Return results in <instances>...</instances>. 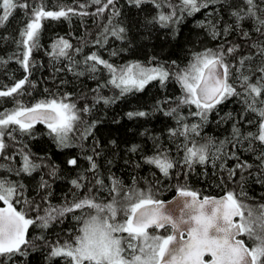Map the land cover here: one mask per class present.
Returning a JSON list of instances; mask_svg holds the SVG:
<instances>
[{
    "label": "snow or ice",
    "instance_id": "1",
    "mask_svg": "<svg viewBox=\"0 0 264 264\" xmlns=\"http://www.w3.org/2000/svg\"><path fill=\"white\" fill-rule=\"evenodd\" d=\"M218 2L223 0H129V3H134L137 7L142 3H152L158 10L155 20L161 27L178 23L185 13L192 15ZM90 4L99 7L95 12L88 13L86 9ZM109 6H112L113 15L119 14L115 9V0H88L86 3H79L78 9L58 3L56 5L58 10H47L43 0L35 6L27 3V0L23 2L0 0V26L9 20L17 8L25 10V15L28 16V22L21 28L19 39L16 41L18 52L9 57L21 65L25 75L13 86H5V90H0V98L28 94L24 86L30 83L32 66L30 58L32 52L40 46L39 39L44 20L70 19L73 15L103 16L105 11L109 10ZM261 12H264V8H260L255 0H243V4L234 10L232 15L236 17L237 26L241 20L252 19L255 30L264 35V16L260 14ZM229 27H225V35ZM108 32L109 29L105 27L95 43L106 42L105 33ZM123 32L124 29L119 28L110 34L120 39ZM241 34L248 35L246 32ZM212 35L214 38L219 35L214 25ZM254 46L264 56V48ZM51 47L50 55L57 60L67 58L70 61L69 70H72L71 63L74 61L69 55V50L73 49V45L60 37ZM20 49L22 51H19ZM235 50V46H230L226 50L223 46L205 49L194 53L185 67H176L175 61L171 66L141 63L115 66L95 52L87 55L83 62L92 73L98 71V66L107 70L110 77L107 83L118 89L120 96L143 91L152 81H159L161 87H165L167 82L175 81L180 87L181 95L175 98L178 101L176 106L170 107L165 114L173 116L177 121L178 127L170 130L171 136L184 138V143L178 146V151L184 152L181 163L192 170L197 163L205 164L210 154L214 166L215 161L223 156L236 159L237 163L233 168L224 169L222 163L221 170H226L228 179L231 180L239 169L241 189L239 194L235 189H231L225 190L219 198L204 196L200 199L198 198L200 194L190 190L185 182L177 187L176 192L178 197L185 201L184 208L189 211V215L185 219L181 213L180 218L174 220L164 213L165 204L157 197L156 191L152 188L147 190L138 188L136 180L129 187L112 175L109 177L112 185L108 189L109 198L98 199L93 195L92 189L100 185L102 190L103 180L98 177L96 161L92 156H87L85 158L90 165L88 171L93 173L88 192L83 198H74L71 202L66 200L60 206L53 205L48 202L47 197H42L47 206L43 207L44 215H41V204L24 196L23 184L8 177H0V202L4 205L0 207V264H3L4 260L11 261L17 255L27 256V247L34 246L27 238L30 225L39 221L42 227L47 228L53 221L62 222L67 213L85 208L90 211L73 216L78 222L76 233L70 238L57 236L54 241L46 242L45 246L50 249L49 261L55 257H62L65 264H68L69 260L70 264H264V203L251 205L240 198L244 195V183L247 179L244 173L253 168V165L240 160L235 152L228 154L222 150L226 143H232L234 147L237 144L242 146L245 140L248 141V147L245 149L248 152H257L254 147L257 141L264 145V63L255 69L249 65L246 74L241 69L245 68L246 61L251 57L242 56L233 80L234 65L228 61L227 56L233 54ZM80 51L81 48L75 49L76 53ZM255 72H259L260 75L253 83L251 77ZM233 96L242 97L246 111L255 112L260 117L257 130L242 133L240 128L233 125L232 138L221 141L213 153L211 140L201 143L191 138V134L200 135L201 125L183 123L187 117L181 115L180 108L188 107V116L198 117L204 122L218 105ZM101 100L105 104L112 102L97 93L96 102L99 103ZM193 106L195 112L191 111ZM88 110L87 107L78 108L69 94L62 97L50 95L31 105L16 101L15 107L0 112V154L5 153L9 147L5 137L14 139L15 131L22 135L31 134L36 124L45 125L48 135L53 137L58 146L62 148L74 146L75 142H82L91 135V127L94 125L81 128L85 122L80 113L81 111L87 113ZM146 115L147 113L143 111L128 113L129 118ZM132 150L135 151L136 146H133ZM16 154L21 156L22 166L15 170V175H20L21 172L31 175L41 167L31 159L29 153L18 150ZM256 158L260 160L261 169L264 171V149L258 151ZM4 159L11 160L12 156L5 155ZM145 162L155 166L165 178L170 176V170L176 165V161L170 158L168 150L163 148L146 157ZM68 164L76 166L77 160L69 159ZM0 170L13 172L10 166L3 164H0ZM51 175H55V170ZM86 179L88 178L81 173L77 179L71 180V184L79 189L84 187L81 181ZM260 182L264 183V179ZM47 186L48 182L42 180L41 187ZM15 205H21L20 209L18 210ZM33 211L36 212L34 218L29 215ZM242 236L252 241L251 247L241 239ZM173 245L174 247H171Z\"/></svg>",
    "mask_w": 264,
    "mask_h": 264
},
{
    "label": "trees",
    "instance_id": "2",
    "mask_svg": "<svg viewBox=\"0 0 264 264\" xmlns=\"http://www.w3.org/2000/svg\"><path fill=\"white\" fill-rule=\"evenodd\" d=\"M39 2L40 0H27L32 6ZM43 2L47 10H58L56 8L58 3L78 9L79 3H86L88 0H43ZM255 2L260 8H264V0H255ZM241 4L243 0H223L210 4L208 8L192 15L183 14L178 23H172L168 27H161L156 22L158 10L152 3H142L137 7L134 3H129V0H115L118 15H113L112 6H109V10H106L103 16L73 15L70 19L44 20L39 39L40 46L32 52L30 58L32 61L30 83L24 86L28 94L0 98V112L15 107L16 101L31 105L50 95L62 97L69 94L78 108L89 109L87 113L83 111L80 113L85 122L81 128L91 125L94 127H91V135L87 139L75 142L72 147L63 148L48 135L45 125L36 124L31 134L22 135L19 131H15L14 139L5 137L9 147L5 153L0 154V164L10 166L13 172L0 170V177H8L23 184L24 196L41 204V215H44L43 207L47 206L42 197H47L48 202L60 206L66 200L71 202L74 198H83L88 192L93 173L88 171L90 165L85 158L87 156H92L96 161L98 177L103 180L102 190L100 185L92 189L93 195L98 199L109 198L108 189L112 186L109 177L112 175L129 187L136 180L138 188L144 190L152 188L162 201L171 199L177 187L185 182L188 188L197 191L200 197L221 196L225 190L231 189H235L239 194L241 191L239 169L231 180L228 179L227 171L221 170L222 163L224 169L233 168L237 163L236 159L223 156L215 161L214 166L210 154L205 164L197 163L192 170L181 163L184 152L178 151V146L184 143V138L171 136L170 130L178 127L177 121L173 116L165 114L170 107L176 106L178 101L175 98L181 95L180 87L175 81L167 82L165 87H161L159 81H152L143 91L120 96L119 90L107 83L110 78L107 70L98 66V71L92 73L83 61L87 55L95 52L115 66L130 63L171 66L175 61L176 67H185L194 53L221 46L226 50L230 46H235V52L227 56L228 61L234 65L232 72L235 80L242 56L251 57L246 61L245 68L241 69L246 74L249 65L255 69L264 63V56L254 46L259 45L264 48V35L255 30L252 19L241 20L237 26L236 17L232 15ZM97 7L99 6L90 4L86 11L93 13ZM28 12H31V8ZM260 14L264 16V12ZM109 19H111L110 23ZM27 22L28 16L25 15V10L17 8L9 20L0 26V61H4L0 63V90H5V86H13L25 75L21 65L9 57H13L18 52L16 41L19 39L21 28ZM213 25L219 33L215 38L212 35ZM226 26H230L227 35L224 34ZM105 27L109 29V32L105 33L107 41L96 44L95 41L101 37ZM119 28H123L124 32L121 33L122 38L117 39L110 33ZM242 32L248 35L244 36ZM60 37L73 45V49L69 50V55L74 61L71 63L72 70H69L70 61L67 58L57 60L50 55L52 44ZM77 48H81L82 51L76 53ZM259 75V72H255L251 82L254 83ZM97 93L112 102L105 104L101 100L97 103ZM138 111H143L147 115L129 118L128 113ZM191 111H196L194 106ZM188 112V107L180 108L181 115L187 117L183 123L201 125L200 135L191 134V138L201 143L211 140L213 153L216 147L220 146L221 141L232 138L233 125L240 128L242 133H246L256 131L260 120L257 113L246 111L243 98L236 96L218 105L208 115L207 121L202 122L198 117L188 116ZM248 121L257 123L249 124ZM133 146H136L135 151L132 150ZM247 147L248 141L245 140L242 146L237 144L234 147L232 143H226L222 150L228 154L235 152L240 160L253 165V168L244 173L247 179L244 183V195L240 198L251 205H257L264 203V183L260 182L264 179V171L261 169L260 160L256 158L258 151L264 149V145L255 142L254 147L257 152L245 151ZM160 148L168 150L170 158L176 161L174 169L170 170V176L167 178L155 166L145 162L146 157L154 155ZM18 150L29 153L31 159L41 167L31 175L23 172L15 175V170L22 166L21 156L16 154ZM5 155L12 156V159L5 160ZM73 158L77 160L76 166L68 164V160ZM53 170L55 175H51ZM81 173L88 179L81 181L84 187L77 189L71 184V180L77 179ZM42 180L48 182L46 188L41 187ZM92 183L94 184L95 181L93 180ZM3 206L0 202V207ZM15 206L18 210L21 207V205ZM89 211L85 208L67 213L62 222L53 221L47 228L42 227L39 221L30 225L27 238L34 246L27 247V256L17 255L11 261L4 260L3 264H65L62 257H55L49 261L50 249L45 244L54 241L57 236L70 238L78 231V222L73 216H80ZM29 215L34 218L36 212L33 211ZM241 238L248 247L252 246V241L246 236Z\"/></svg>",
    "mask_w": 264,
    "mask_h": 264
},
{
    "label": "water",
    "instance_id": "3",
    "mask_svg": "<svg viewBox=\"0 0 264 264\" xmlns=\"http://www.w3.org/2000/svg\"><path fill=\"white\" fill-rule=\"evenodd\" d=\"M209 197L219 198L220 196H209ZM198 198L203 199V197L200 196H198ZM163 202L165 204V208L163 210L165 214L171 216L175 220V219H179L181 213H183L184 218L187 219L189 215V211L184 208L185 201L182 198L178 197L177 192L174 194V196L171 199ZM171 247H174V245Z\"/></svg>",
    "mask_w": 264,
    "mask_h": 264
},
{
    "label": "flooded vegetation",
    "instance_id": "4",
    "mask_svg": "<svg viewBox=\"0 0 264 264\" xmlns=\"http://www.w3.org/2000/svg\"><path fill=\"white\" fill-rule=\"evenodd\" d=\"M153 231H154V229H153ZM163 231V230H162ZM170 231V230H169ZM165 234H167V233H165Z\"/></svg>",
    "mask_w": 264,
    "mask_h": 264
}]
</instances>
